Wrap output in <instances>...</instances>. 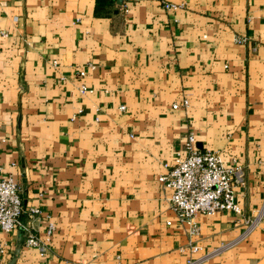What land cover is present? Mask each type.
Segmentation results:
<instances>
[{
  "label": "crops",
  "instance_id": "1",
  "mask_svg": "<svg viewBox=\"0 0 264 264\" xmlns=\"http://www.w3.org/2000/svg\"><path fill=\"white\" fill-rule=\"evenodd\" d=\"M0 31L3 176L55 227L44 257L0 229V264H264V0H0ZM189 133L245 173L197 253L158 181Z\"/></svg>",
  "mask_w": 264,
  "mask_h": 264
},
{
  "label": "built area",
  "instance_id": "2",
  "mask_svg": "<svg viewBox=\"0 0 264 264\" xmlns=\"http://www.w3.org/2000/svg\"><path fill=\"white\" fill-rule=\"evenodd\" d=\"M162 4L167 11H173L182 6L165 1ZM0 37H7V33L0 31ZM244 41L245 39H236L237 43ZM87 68L94 70L95 66L89 64ZM85 75L84 70L77 73L80 79H83ZM78 91L82 96L93 93V90L87 88L85 84H81ZM180 106L187 108L188 100L184 99L180 105L174 104L172 109L176 110ZM119 110L124 111L125 107H120ZM81 114L82 109H77L71 121L77 120ZM95 121L98 122L97 117ZM4 142L5 140L1 141V143ZM163 167L166 173L159 176L158 181L171 192L167 199L169 207L178 221L188 226V242L179 250L197 253L200 250L197 245V239L200 236V228L196 222L198 216L210 217L219 212L241 214V208L235 200V191L245 184L244 167L225 164L218 151L198 148L193 133H189L174 152L172 164L165 163ZM3 172L4 168L0 160V229L7 235L19 231L24 237V247L35 248L39 255L44 257L55 227L49 223L44 239L37 235L32 222L41 216L40 209H25L20 197L19 183L11 175L3 176ZM259 220L260 217H257L249 222L245 235L256 228ZM167 224L170 225L169 222ZM5 257H7L5 248L0 246V261ZM208 257L209 255H206L189 260L187 264H200Z\"/></svg>",
  "mask_w": 264,
  "mask_h": 264
},
{
  "label": "water",
  "instance_id": "3",
  "mask_svg": "<svg viewBox=\"0 0 264 264\" xmlns=\"http://www.w3.org/2000/svg\"><path fill=\"white\" fill-rule=\"evenodd\" d=\"M19 254V248L16 249L15 251V256H17ZM15 263V257L9 262V264H14Z\"/></svg>",
  "mask_w": 264,
  "mask_h": 264
}]
</instances>
